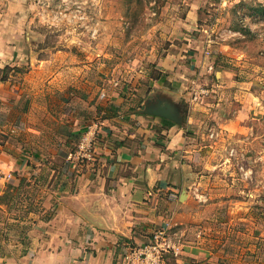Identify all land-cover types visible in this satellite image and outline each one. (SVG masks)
<instances>
[{
    "label": "crops",
    "instance_id": "obj_1",
    "mask_svg": "<svg viewBox=\"0 0 264 264\" xmlns=\"http://www.w3.org/2000/svg\"><path fill=\"white\" fill-rule=\"evenodd\" d=\"M15 1L0 0V264H120L126 245L159 228L176 248L163 264H261L257 218L238 213L246 201L216 194L228 185L216 174L231 173L225 159L246 174L250 155H231L230 144L255 139L263 113L260 93L229 65L230 43H207L200 59L204 45L185 38L125 86L78 65L49 75L45 90L36 79L20 88L1 78L20 61L2 20ZM204 65L219 83L203 102L184 82ZM145 77L157 91L144 97ZM94 123L91 158L70 161Z\"/></svg>",
    "mask_w": 264,
    "mask_h": 264
},
{
    "label": "rangeland",
    "instance_id": "obj_2",
    "mask_svg": "<svg viewBox=\"0 0 264 264\" xmlns=\"http://www.w3.org/2000/svg\"><path fill=\"white\" fill-rule=\"evenodd\" d=\"M259 4L264 0H16L11 10L5 7L7 16L2 20L17 32L15 52L20 61L5 67L1 78L15 79L20 88L35 85L36 79L45 90L49 75L85 65L88 77L103 74L106 86L111 84H106L108 79L117 77L125 86L138 70L155 71L161 57L183 47L185 38L193 46L204 45L200 59L209 58L213 43L229 42L233 47L229 65L240 69L243 80L260 93L263 113L255 139L230 144L250 155H245L246 174L239 170L238 160L225 159L231 173L216 174L228 185L221 184L225 189L216 194L246 201L235 208L257 218L258 232L263 234L257 259L264 264V15L255 11ZM205 66L189 72L184 83L190 91L199 86L216 88L214 70ZM156 89L145 77L144 97Z\"/></svg>",
    "mask_w": 264,
    "mask_h": 264
},
{
    "label": "built area",
    "instance_id": "obj_3",
    "mask_svg": "<svg viewBox=\"0 0 264 264\" xmlns=\"http://www.w3.org/2000/svg\"><path fill=\"white\" fill-rule=\"evenodd\" d=\"M209 54L206 51V54ZM209 72L212 71V65L207 66ZM210 93L208 88L198 87L197 91H194L192 99L196 100L200 95H208ZM202 97V96H201ZM97 124H90L86 127L83 133L80 135L76 144V148L69 152L67 158L72 161H83L84 159L91 158V153L94 150L95 141L97 137ZM216 132L210 133L211 137H215ZM231 155L241 156L243 151H237L231 147L229 149ZM10 175H8L9 177ZM205 194H200L199 198H205ZM152 240L140 246L126 245L122 252L120 264H163V255L165 252L176 249L172 244L169 237H167L165 231L161 228L156 229L152 235Z\"/></svg>",
    "mask_w": 264,
    "mask_h": 264
},
{
    "label": "trees",
    "instance_id": "obj_4",
    "mask_svg": "<svg viewBox=\"0 0 264 264\" xmlns=\"http://www.w3.org/2000/svg\"><path fill=\"white\" fill-rule=\"evenodd\" d=\"M255 11L258 12L261 15H264V5L263 4H259L258 7L255 8Z\"/></svg>",
    "mask_w": 264,
    "mask_h": 264
}]
</instances>
